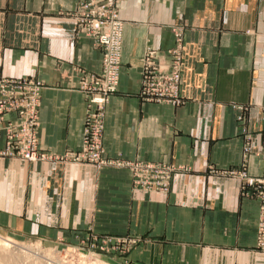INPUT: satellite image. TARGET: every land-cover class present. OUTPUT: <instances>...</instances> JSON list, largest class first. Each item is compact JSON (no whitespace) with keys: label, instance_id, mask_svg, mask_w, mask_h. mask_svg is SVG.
Instances as JSON below:
<instances>
[{"label":"crops","instance_id":"obj_1","mask_svg":"<svg viewBox=\"0 0 264 264\" xmlns=\"http://www.w3.org/2000/svg\"><path fill=\"white\" fill-rule=\"evenodd\" d=\"M82 0H0V77L42 83L39 139L53 153L84 141L87 73L103 70L76 32ZM124 21L117 92L106 105L108 157L174 165L168 192L131 172L0 156V232L54 241L96 233L135 237L133 264H264L260 205L250 178L264 160V0H110ZM183 31V104L141 99L142 58ZM246 192V193H245Z\"/></svg>","mask_w":264,"mask_h":264},{"label":"built area","instance_id":"obj_2","mask_svg":"<svg viewBox=\"0 0 264 264\" xmlns=\"http://www.w3.org/2000/svg\"><path fill=\"white\" fill-rule=\"evenodd\" d=\"M76 32L92 39L103 57L101 73H87L81 88L87 95L84 141L80 150L56 154L44 149L39 139L41 82L29 79L0 77V156L16 157L30 162L91 164L97 168L121 167L132 174L136 189L168 192L176 167L165 163L127 160L108 157L103 143L106 105L118 90L123 64L124 21L115 3L110 0H82L75 11ZM175 45L169 58L147 48L142 58V100L154 103L183 104L181 85L183 76V31L176 27ZM264 160V143L261 149ZM246 185H254L260 205L257 246L264 250V172L250 178L246 172L235 170ZM246 193V192H245Z\"/></svg>","mask_w":264,"mask_h":264},{"label":"rangeland","instance_id":"obj_3","mask_svg":"<svg viewBox=\"0 0 264 264\" xmlns=\"http://www.w3.org/2000/svg\"><path fill=\"white\" fill-rule=\"evenodd\" d=\"M176 169L180 170L177 167ZM7 239L28 252L27 258H23L21 252H16L19 254L16 256L22 257V264H39L40 260L43 261L42 264H133L127 260H118V256L126 255L139 241L138 238L130 236L105 237L96 233L79 235L76 239L59 237L54 241H44L38 238H19L0 232V242L6 243ZM37 249L46 251L49 255H39L35 251ZM3 258L5 260L6 257L3 255ZM0 264H4L1 258Z\"/></svg>","mask_w":264,"mask_h":264},{"label":"bare ground","instance_id":"obj_4","mask_svg":"<svg viewBox=\"0 0 264 264\" xmlns=\"http://www.w3.org/2000/svg\"><path fill=\"white\" fill-rule=\"evenodd\" d=\"M21 249H24V248L20 247L16 243H13V241L7 239L6 243H3V242L1 243L0 242V258L3 260L4 264H22V263H20L23 260L22 257L24 256L25 258H27L28 252L23 251ZM35 251L39 255H44V254L49 255V254L46 253V251H41L39 249H37ZM16 252H21V254H23L22 257L19 258V256H16L18 254ZM3 255L6 257L5 260L3 258ZM20 259H22V260L20 261ZM26 262H28V261H26ZM38 263L42 264L43 261L40 260V262H38Z\"/></svg>","mask_w":264,"mask_h":264}]
</instances>
